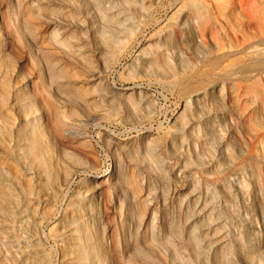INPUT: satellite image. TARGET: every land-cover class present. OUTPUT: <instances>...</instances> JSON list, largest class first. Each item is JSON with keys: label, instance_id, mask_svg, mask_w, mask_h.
<instances>
[{"label": "rangeland", "instance_id": "obj_1", "mask_svg": "<svg viewBox=\"0 0 264 264\" xmlns=\"http://www.w3.org/2000/svg\"><path fill=\"white\" fill-rule=\"evenodd\" d=\"M0 264H264V0H0Z\"/></svg>", "mask_w": 264, "mask_h": 264}, {"label": "bare ground", "instance_id": "obj_2", "mask_svg": "<svg viewBox=\"0 0 264 264\" xmlns=\"http://www.w3.org/2000/svg\"><path fill=\"white\" fill-rule=\"evenodd\" d=\"M31 135H32V136H40L41 133H40L39 130H35V131H33V132L31 133Z\"/></svg>", "mask_w": 264, "mask_h": 264}]
</instances>
